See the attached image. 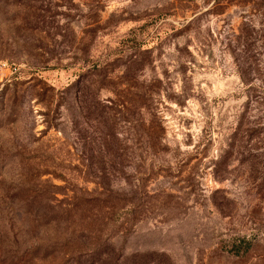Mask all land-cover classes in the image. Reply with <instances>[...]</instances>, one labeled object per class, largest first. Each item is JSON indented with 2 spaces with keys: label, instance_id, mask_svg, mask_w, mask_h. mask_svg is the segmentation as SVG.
Here are the masks:
<instances>
[{
  "label": "rangeland",
  "instance_id": "374dc122",
  "mask_svg": "<svg viewBox=\"0 0 264 264\" xmlns=\"http://www.w3.org/2000/svg\"><path fill=\"white\" fill-rule=\"evenodd\" d=\"M0 264H264V0H0Z\"/></svg>",
  "mask_w": 264,
  "mask_h": 264
}]
</instances>
